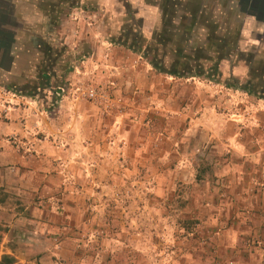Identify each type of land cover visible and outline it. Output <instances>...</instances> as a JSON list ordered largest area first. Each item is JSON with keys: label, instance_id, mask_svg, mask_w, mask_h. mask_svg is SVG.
<instances>
[{"label": "rangeland", "instance_id": "obj_1", "mask_svg": "<svg viewBox=\"0 0 264 264\" xmlns=\"http://www.w3.org/2000/svg\"><path fill=\"white\" fill-rule=\"evenodd\" d=\"M191 1L195 16L183 19L178 32L177 15L191 12L159 1L165 27L153 32V42H144L143 26L154 20L133 12V21L114 28L111 14L100 22L104 13H95L97 38L125 46L114 61L124 70L120 85L108 93L93 83L79 90L80 99L98 107V121L88 133L74 129L51 140L52 193L19 188L12 195L0 186V261L8 255L16 264H264V212L232 201L238 189L230 187L238 176L246 186L264 182V152L257 153L264 151V101L223 84L232 76L242 85L250 71L264 74V25L252 12L239 18L227 12L225 3ZM206 21L215 25L207 28ZM178 47L187 55L201 50L206 72L225 58L218 61L221 79L172 77L152 67L150 61L163 60L169 68ZM91 89L97 100L88 99ZM74 120L81 125L86 118ZM72 147L76 152L68 154ZM30 152L33 163L38 157ZM48 198L60 212L65 201L80 216V228L67 225L64 234L45 236L51 246L32 254L16 244L9 222L31 207L46 210Z\"/></svg>", "mask_w": 264, "mask_h": 264}, {"label": "crops", "instance_id": "obj_2", "mask_svg": "<svg viewBox=\"0 0 264 264\" xmlns=\"http://www.w3.org/2000/svg\"><path fill=\"white\" fill-rule=\"evenodd\" d=\"M159 1L0 0V186L5 193L16 194L19 188L32 189L31 192L37 195L39 189H44L42 192L47 194L52 193L56 179L48 175L50 171L46 173L49 170V154L56 152L51 140L66 138L67 135L62 137L64 132L74 133V129L88 133L86 130L90 125L95 126L98 121V107L80 99L77 96L79 90L87 86L86 83H93L108 93L111 85H120L118 78L123 77L124 70L121 64L116 65L114 61L117 55L123 54L121 49H125V46H113L114 42L97 38L95 13H104L105 18L100 22L111 14L108 25L112 24L114 28L133 21L134 16L130 13L142 14L145 19L156 22L153 26L147 25L149 22L143 26L144 42H153V34L165 27L156 7ZM211 1L208 3L216 8L220 3L227 4L229 11H226L238 13V18L242 12H264V0ZM191 2L194 4L191 0H167V7L174 3L178 11L181 10L179 7H183L186 12H191L184 15L179 12L174 31L181 28L183 19L195 16ZM206 2L202 0L200 7ZM250 17L264 25L255 16ZM137 20L141 21L140 18ZM212 24L206 21L205 25L211 29ZM145 33H149V37ZM43 78H47L48 82L43 84ZM78 82L82 84L81 87ZM75 116L86 118L85 123L76 124ZM73 136L75 141H80V133ZM89 136L92 135L89 133ZM31 150L38 157L33 163L27 162ZM66 151L74 154L76 149L72 147ZM259 152L264 151L257 150ZM232 172L242 174L237 165L232 166ZM238 177L230 185L232 189H238L232 201L253 204L255 211L264 212V182L252 180L246 186ZM33 179L36 182L34 186L31 184ZM49 201L48 198L46 210L40 211L41 214L37 210L33 212L34 208L30 209L29 206L30 214L9 222V232L18 239L16 244L32 254L37 253L35 249L42 252L46 250L45 247L51 246L45 236L64 234L67 225L80 228V216L65 201L60 205L61 212L56 210L58 205L54 206ZM258 215L263 217L260 213Z\"/></svg>", "mask_w": 264, "mask_h": 264}, {"label": "trees", "instance_id": "obj_3", "mask_svg": "<svg viewBox=\"0 0 264 264\" xmlns=\"http://www.w3.org/2000/svg\"><path fill=\"white\" fill-rule=\"evenodd\" d=\"M254 16H256L258 21L264 22V13L261 12V17L257 12L259 11H251ZM263 13V14H262ZM218 44H223L225 40L223 38H217ZM161 41V40H159ZM158 41V42H159ZM211 40H208L206 44H209ZM160 44L162 42H159ZM219 46V45H217ZM181 47H178L177 52L175 54V57L170 65L169 68H166L164 65L163 60H157V61H150V64L152 67L157 70L159 73H164L167 75H170L172 77H193L197 76L200 78L208 79V80H213L214 78L219 77L221 79L222 73L219 71L218 66L219 60H225V58H216V62L212 65V67L209 69L208 72L204 71V69L200 66V54L201 50H199L197 53L187 55L183 54L182 51L180 50ZM218 48V47H217ZM191 63L194 64L191 65ZM261 76H264V74L261 72H256V71H250L249 72V79L246 83L240 85L239 82L233 78L232 76L228 77L227 79L224 80L223 84L225 88L227 89H237L244 91L247 94L250 95H255L259 99H262L264 101V79L261 78ZM43 84L48 82L47 78H43ZM216 81V80H215ZM217 82V81H216ZM49 86V84H48ZM32 92H30L31 94ZM1 233V231H0ZM0 264H16L15 260L8 255H3L1 257Z\"/></svg>", "mask_w": 264, "mask_h": 264}, {"label": "built area", "instance_id": "obj_4", "mask_svg": "<svg viewBox=\"0 0 264 264\" xmlns=\"http://www.w3.org/2000/svg\"><path fill=\"white\" fill-rule=\"evenodd\" d=\"M87 97L89 100L94 101L98 99L99 94L94 89H91L87 91Z\"/></svg>", "mask_w": 264, "mask_h": 264}]
</instances>
